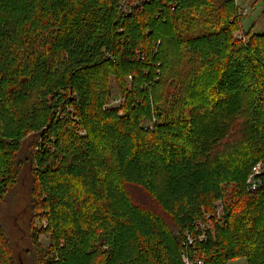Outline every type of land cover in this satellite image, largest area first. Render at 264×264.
<instances>
[{"label": "trees", "instance_id": "trees-1", "mask_svg": "<svg viewBox=\"0 0 264 264\" xmlns=\"http://www.w3.org/2000/svg\"><path fill=\"white\" fill-rule=\"evenodd\" d=\"M238 8L0 0V264H20L1 207L25 167L32 264H264V173L245 190L264 161V32Z\"/></svg>", "mask_w": 264, "mask_h": 264}, {"label": "rangeland", "instance_id": "rangeland-1", "mask_svg": "<svg viewBox=\"0 0 264 264\" xmlns=\"http://www.w3.org/2000/svg\"><path fill=\"white\" fill-rule=\"evenodd\" d=\"M238 9L241 14V27L244 31H249L251 29L252 33H262L264 32V4L260 0H239ZM240 32L236 33L239 37ZM242 36V35H241ZM178 56L181 54L180 48L175 49ZM182 65V61L178 59L175 66L176 68ZM174 69V68H173ZM175 76H177L175 74ZM180 77V76H178ZM177 77V78H178ZM110 91L108 105L114 106L120 102L121 92L116 81L111 78L109 82ZM128 86L130 83L128 82ZM177 86L173 85L169 88L166 101V108H171L172 102L170 99H177L179 96ZM167 96V95H166ZM116 99V100H115ZM264 163V161H262ZM264 173V171H263ZM19 182L14 189H11V193L3 203L1 207V218L6 228V232L10 237L13 245V250L15 254V259L19 260L20 264H32V261L25 255V250L29 248V238L27 234V225L29 220V206L28 203L30 195L31 186V175H29L28 168L25 167L21 172ZM232 186V184H230ZM143 204H146L148 208H155L152 205V201L149 197H142ZM221 205V203H218ZM216 204V213L218 216L222 215V205ZM221 208V210H220ZM220 210V211H219ZM41 225L40 221H36V227ZM39 241L42 247H45L48 243V236L43 235L39 237ZM227 264H247L243 258H236L230 260Z\"/></svg>", "mask_w": 264, "mask_h": 264}, {"label": "built area", "instance_id": "built-area-1", "mask_svg": "<svg viewBox=\"0 0 264 264\" xmlns=\"http://www.w3.org/2000/svg\"><path fill=\"white\" fill-rule=\"evenodd\" d=\"M238 1L239 0H233V2L238 6ZM171 6H176V4L172 3ZM241 37V35L239 36ZM264 171V163L262 161H258L256 162L252 168L251 171L249 172L248 176H247V180H245V190L248 191L249 193L251 191L256 190L260 184H261V174ZM221 206V205H219ZM221 210V208H220ZM219 210V211H220ZM195 227H194V231L198 232L196 235L190 233V232H186L185 233V239L183 241L184 245H191L193 244L195 238L198 239L199 241H202L205 239L206 236V231L208 229H211V224L208 223L207 221H199L197 223H195ZM182 260L184 264H202V260L200 257L195 256L193 259H191L188 255L187 252L182 254Z\"/></svg>", "mask_w": 264, "mask_h": 264}, {"label": "bare ground", "instance_id": "bare-ground-1", "mask_svg": "<svg viewBox=\"0 0 264 264\" xmlns=\"http://www.w3.org/2000/svg\"><path fill=\"white\" fill-rule=\"evenodd\" d=\"M116 100V99H115Z\"/></svg>", "mask_w": 264, "mask_h": 264}]
</instances>
